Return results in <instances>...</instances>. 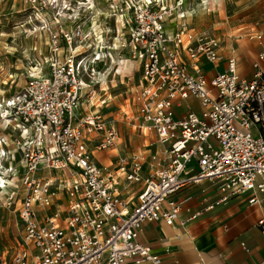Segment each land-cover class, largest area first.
<instances>
[{
	"label": "built area",
	"instance_id": "obj_1",
	"mask_svg": "<svg viewBox=\"0 0 264 264\" xmlns=\"http://www.w3.org/2000/svg\"><path fill=\"white\" fill-rule=\"evenodd\" d=\"M176 4L122 3V23L127 22L129 30L124 46L140 64L135 119L143 132L156 134L169 158L165 167L147 177L141 174L138 156L119 159L128 181L144 180L132 208L119 191L118 178L105 172L88 146L87 135L94 132L100 134L97 149L114 146L117 125L100 111L77 116L82 91L90 87L98 72L94 64L101 58L99 54L87 60L74 45L82 39L79 28L76 33L62 31V36L51 32V53L44 58L48 75L39 67L19 92L0 100V118L13 124L15 143L23 149L20 173L27 189L16 209L23 247L12 259L0 247V264H166L138 237L146 221L175 223L181 205L172 197L186 185L218 181L221 194L207 209L249 192L250 204L261 201L257 193L264 196V51L250 79L238 71L235 54L209 77L201 62L218 63L222 41L196 36L184 21L190 10L184 2ZM169 17L180 21L177 29L170 30ZM61 37L68 45L64 58ZM189 97L202 109L177 118L176 109ZM47 168H68L71 179L36 177L38 170ZM17 171L13 166L0 177V190L15 186ZM18 191L7 194V207ZM61 192L66 195L64 209L57 200ZM39 208L47 211L43 219ZM259 224L264 225V218Z\"/></svg>",
	"mask_w": 264,
	"mask_h": 264
},
{
	"label": "crops",
	"instance_id": "obj_2",
	"mask_svg": "<svg viewBox=\"0 0 264 264\" xmlns=\"http://www.w3.org/2000/svg\"><path fill=\"white\" fill-rule=\"evenodd\" d=\"M188 24L191 28L190 23ZM168 25L170 30H174L176 23L173 25L168 23ZM201 28L195 23V27L191 28V31ZM229 37L230 39L221 40L220 54L222 59L216 64L202 61V69L209 77H212L217 69H224L227 58L235 54L240 74L247 79L252 78L255 73L254 62L257 61L260 52L264 51V28L256 33L249 32L245 35L232 33ZM49 43L47 36H45L39 47V52L43 56L49 54ZM64 45L65 42L62 41V47ZM33 50L38 49L34 47ZM97 64L98 72L90 80V87L88 86L82 91L83 99L78 108L77 116L100 111L107 119L114 121L117 125L119 137L114 146L108 149H97L95 140L100 137V134L95 132L87 135L88 146L93 159L105 169V172H111L118 178L119 191L128 202L129 207L132 208L138 202L144 180L128 181L127 171H121L119 168V159L121 157L130 159L134 155L138 156L142 162L141 174L147 177L150 173L165 167L169 158L165 155L164 146L157 140L154 132H143L138 128L136 116L134 117L135 120H129V116L126 115H123V120L117 118V113L123 111L124 104L120 105L118 103L120 101L114 99L125 83L124 76L119 73L118 75L111 74L109 70L103 71L102 61ZM138 68H140V64H138ZM12 72L9 65H0L2 77L0 80V100L8 99L19 92H14L16 89L13 85L15 79L10 77ZM48 73L49 68L45 66L43 74L48 75ZM26 83L21 87L23 88ZM102 98L106 99L104 104L99 102ZM186 100L194 101V103H189V108H184L183 104ZM201 109L200 102L194 97H189L184 99L181 106L176 109V117L180 118L190 110L199 112ZM15 137L13 124H9L0 118V139H2L0 152H5L1 160L0 177L2 179L4 174L7 176V170L14 166L18 168V171L13 175L12 180H20L21 182L18 185L14 183L15 187L20 185V188L12 207H7L5 203L8 199L7 194L13 191L14 185L5 188L3 193L0 191L1 214L3 213L4 217H8V220L4 221L2 231L13 236L17 234L16 230L21 231L22 240L24 231H22L21 225H18L19 214L16 213V209L20 206L27 189L22 183L20 173L23 166L21 161L23 149L15 143ZM40 170L51 171L47 176H36L41 179L47 177L63 181L64 179H71L68 168ZM53 171L56 173H52ZM220 194L218 181L215 180H202L186 185L172 197L181 205V212L175 223L167 224L163 220L146 221L142 224L138 240L142 244L150 246L154 253L164 259L166 264H264V225L259 224V220L264 218V196L257 193L261 201L250 204L249 200L253 193L249 192L220 202L213 209H207L208 205L219 199ZM57 200L60 202L61 208L64 209L66 206L64 192L59 194ZM46 212V210L39 208L42 219L47 214ZM197 212L200 213L199 216L188 219ZM0 241L6 246L11 245L7 239L1 238ZM1 247L5 249L3 246Z\"/></svg>",
	"mask_w": 264,
	"mask_h": 264
},
{
	"label": "rangeland",
	"instance_id": "obj_3",
	"mask_svg": "<svg viewBox=\"0 0 264 264\" xmlns=\"http://www.w3.org/2000/svg\"><path fill=\"white\" fill-rule=\"evenodd\" d=\"M154 1L155 4L169 6L184 2L190 10L185 19L191 28L195 27V23L202 27L192 30L196 36H215L224 40L230 39L232 33L245 35L264 28V0ZM122 3L123 0H0V65H9L10 71H13L10 77L15 79L14 92L20 91L21 86L30 79V73L39 67L44 71L47 66L50 70L49 64L44 60L51 53L50 43L49 54L43 56L39 52L45 36L49 42L51 32L62 36V31L76 33L79 28L82 39L77 38L74 45L79 46L82 55L91 60L100 54L101 58L96 60L94 66L98 67L97 63L102 61L103 71L109 70L111 74L119 73L124 76L125 83L114 99L119 100L120 105L124 104L123 111L117 113V118L123 120V115H126L129 120H135L134 117L139 112V102L135 98L137 79L141 73L139 62L131 57L130 48L124 46L129 30L127 22L122 23ZM168 21L172 25L176 23L174 29L180 25V21L174 17H169ZM60 41L64 58L68 45L63 37ZM62 41L65 42L63 47ZM34 47L38 50H33ZM1 78L0 75V80ZM189 103L193 104L194 101L186 100L184 108H189ZM49 173L50 170H38L36 176L44 177ZM19 183L20 180H15V184ZM15 186L13 189L19 190L20 185ZM1 208L0 206V239H7L11 245L6 246L0 241V247L3 246L7 256L12 258L23 247L21 231L16 230L17 234L14 236L3 233L4 221L8 217L1 214ZM18 225L20 226V218Z\"/></svg>",
	"mask_w": 264,
	"mask_h": 264
},
{
	"label": "bare ground",
	"instance_id": "obj_4",
	"mask_svg": "<svg viewBox=\"0 0 264 264\" xmlns=\"http://www.w3.org/2000/svg\"><path fill=\"white\" fill-rule=\"evenodd\" d=\"M99 74H100V72H99Z\"/></svg>",
	"mask_w": 264,
	"mask_h": 264
}]
</instances>
